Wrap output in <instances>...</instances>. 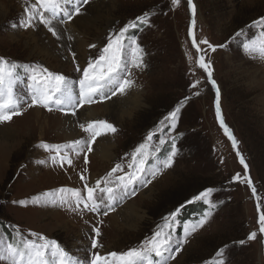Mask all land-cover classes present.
Instances as JSON below:
<instances>
[{
  "label": "rangeland",
  "instance_id": "rangeland-1",
  "mask_svg": "<svg viewBox=\"0 0 264 264\" xmlns=\"http://www.w3.org/2000/svg\"><path fill=\"white\" fill-rule=\"evenodd\" d=\"M98 1L89 0L81 11L87 13ZM29 2L35 0H0V57L18 65H41L70 80H79L82 71H76L79 65L74 57L73 66L62 67L65 58L61 63L48 61L46 55L38 51L40 44L30 41L31 34L42 38V45L47 38L58 40L43 25L37 23L35 30L12 27L21 22ZM104 2L110 3L111 8L96 20L83 38L81 36L87 41L88 52L91 51L88 62L100 56L109 36L149 13L148 25H139L126 34L134 37L143 49L144 67L130 66L129 79L134 81L133 87L123 95L118 93L83 106H94L98 111L92 121H107L117 131L98 136L91 152L73 154V167L61 168L52 164L50 153L39 146L89 139L90 134L80 128L77 119H72L77 132L64 122L66 117L74 116L71 112H49L39 106L28 108L25 105L21 115L0 125V146L6 151L0 149V242H18L17 230L25 238L35 239L29 237L30 233H35L37 237L43 235L55 240L73 258L88 264L94 252L119 254L139 247L164 223V217L211 188L210 200L217 202L218 208L169 264H214L217 251L225 246L227 264H264V235L259 233L258 224L259 215L264 213V59L249 55L243 48L249 41L264 40V24L254 23L264 18V0H192L196 9L194 26L188 0H179L178 5H173L171 0ZM77 3L78 0H63V9L71 12ZM77 16L59 24L71 29L69 25ZM62 18L63 12L58 19ZM53 23L59 25L56 21ZM40 32L46 37H41ZM57 33L60 35L61 31ZM193 37L200 52L193 47ZM202 40H207L216 50L200 43ZM68 55L72 52L68 51ZM200 55L211 65L213 79L220 89L221 115L237 141L236 149L217 119L216 92L208 82L207 73L198 67ZM196 81L199 83L193 88ZM28 83V73L23 68L18 69L16 91L25 99H28ZM197 92L199 95L195 94ZM115 99L124 106L119 119L101 113V105L111 104ZM178 106L179 119L175 130H171L164 117ZM83 107H78L76 113ZM149 133H155L149 142L151 155L145 165L149 176L151 169L167 158L173 137L177 155L172 167L165 169L147 187L139 183L130 185L128 190L131 192L134 188L135 195L116 201H109L105 196L100 201L99 211H85L83 215L69 211L67 206L42 207L32 203L34 198L43 199L44 193H54L60 188L83 190L81 173L90 185H95V181L107 175L116 164H121L123 171L115 173L114 177L128 173L132 153L146 142ZM162 135L165 144L160 145ZM101 138H108L111 147L104 146ZM157 147L159 151H155ZM104 149H108L109 159L100 157ZM237 151L248 166L247 172ZM84 155L88 157L87 164ZM237 174L242 179L250 177L256 196L247 183L235 179ZM19 201H26V206L17 203ZM197 202H202V214L209 210L207 203ZM257 203L261 206L260 212ZM109 204L114 211L108 210ZM105 211L107 215L103 214ZM184 224L173 226L174 240L184 238ZM94 227L101 232L97 238L101 247L97 249L91 248ZM252 232H257V238L247 241ZM5 233L10 239L7 240ZM241 240L246 244L239 245L237 242Z\"/></svg>",
  "mask_w": 264,
  "mask_h": 264
},
{
  "label": "snow or ice",
  "instance_id": "snow-or-ice-1",
  "mask_svg": "<svg viewBox=\"0 0 264 264\" xmlns=\"http://www.w3.org/2000/svg\"><path fill=\"white\" fill-rule=\"evenodd\" d=\"M89 0H78V3L73 6L71 12L63 9V0H35L34 3H28L24 9L25 15L19 24H13V28L33 29L35 30L37 23L43 25L52 36L60 39V35L56 31L54 21L57 23H66L73 18V15L81 14V7L88 4ZM173 5H178L179 0H171ZM188 4L192 9L193 26L195 25V6L192 0H188ZM61 12L63 18L58 19ZM149 13L137 17V21L130 22L121 28L118 34L108 37L107 45L102 49L100 56L95 60H89L88 66L80 69L77 66L76 71H82V77L79 80H70L63 74L53 73L46 67L41 65H18L14 62H9L6 58L0 57V125L10 122L14 116L22 114V109L26 105L28 108L39 106L49 112L53 110L64 111L66 114L71 112L76 114V109L84 105H91L97 102L98 99H109L111 96L123 95L127 90L131 89L134 81L129 79L131 76V67L142 69L143 49L137 44L134 37L126 35L130 29H136L139 25H148ZM254 23L264 24V18ZM189 35H193L190 30ZM237 37L241 33L236 34ZM202 44H208L207 40L200 41ZM95 47V45H91ZM193 47H196L197 52L201 49L196 44L193 37ZM212 51L216 47L208 44ZM223 47V46H221ZM243 48L251 56L264 59V40L259 42L249 41L243 44ZM127 54V55H126ZM74 55V54H73ZM198 67L207 73L208 82L215 89L216 96V116L223 128L225 135L232 142V147L237 148V141L232 135L229 128L224 124L221 108H220V89L213 79L210 63L205 61V57L200 55L197 60ZM23 68L28 73L29 83L28 99L17 94L16 87L18 83V69ZM199 81L193 83L195 88ZM78 86V87H77ZM199 95V92L195 93ZM187 99V98H186ZM180 107L170 112L164 121L168 122L171 130H175L179 119ZM161 121V125H164ZM80 128L89 133L87 140H75L65 145H50L42 143L39 147L50 153L49 159L54 165L64 168L67 165L73 167V154L79 156L82 152H91L92 143L95 142L98 136L112 133L117 129L107 121H92L85 124H80ZM163 132V127L160 129ZM155 133H149L145 143L140 144L132 153V163L128 165L130 171L124 175L115 176L117 172H122L121 164H116L110 172L104 177L97 179L95 185H90L83 173L80 174L81 181H84L83 190L75 188H60L54 193L47 192L43 194V199L34 198L32 203L42 207H65L71 212L83 215L87 212H97L100 208V201L106 196L109 201L122 200L124 197L135 195L133 188L129 192V186L136 183L147 187L158 175L165 169L171 168L174 162V157L177 155L175 137L172 138L170 152L166 159L160 165L151 169L146 168V162L151 153L150 141ZM160 145L165 144L163 135L159 139ZM86 146V148H85ZM155 151H159L157 147ZM237 156L240 153L237 151ZM84 163L87 164L88 157L84 155ZM240 162L244 165L247 172V164L244 158L240 156ZM44 164L46 161H40ZM86 171V169L84 170ZM241 183H247L252 189L253 196H256V189L252 186L250 177L245 176L243 179L237 174L235 177ZM119 189L120 191H117ZM213 189H206L199 195L195 196L192 201H203L208 204V211H205L202 216L189 224H184V238L182 240L173 239V226L177 223L180 208L164 217V223L158 225L150 239H146L142 244L124 253L112 252L108 255H101L94 252L88 264H169L171 260L176 258V255L183 249L184 245L189 242V237L203 228L211 219L213 210L218 208V203L210 200V195ZM98 193L103 195H98ZM259 200V197H256ZM22 206H26V201L17 202ZM260 204L257 203V211L260 212ZM108 210L114 211L112 204H109ZM107 215V211L103 213ZM259 233L264 235V213L259 215L258 219ZM92 231L95 233V238H91V248L97 249L101 247L99 240L101 232L98 227H94ZM18 242H0V262L6 264H82L81 261L73 258L55 240H49L43 235L30 233L29 237L25 238L22 233L17 230ZM257 238V232H252L248 235L247 241H253ZM15 241V238H13ZM239 245H245L246 241L237 242ZM217 259L214 264H227V246L221 248L216 253Z\"/></svg>",
  "mask_w": 264,
  "mask_h": 264
},
{
  "label": "bare ground",
  "instance_id": "bare-ground-1",
  "mask_svg": "<svg viewBox=\"0 0 264 264\" xmlns=\"http://www.w3.org/2000/svg\"><path fill=\"white\" fill-rule=\"evenodd\" d=\"M109 8H111L110 3L107 4L106 2H104V0H99L95 6L91 7L90 10L88 9L89 11L87 13L81 11V14L72 20L71 24L69 25L72 27L71 29L65 26L62 27L59 23V25H55L56 31H61L60 39L55 40L54 38H47L45 39L47 40L46 44L42 45V38L35 36V34H31L33 38H30V41L40 44L41 47L38 48V51L39 53H43L44 55H46L48 61L52 60L60 62L61 59L65 58L66 62L65 60H63L65 63H63L62 67L64 66L70 68V65L73 64L72 57H74L76 60V64L81 66V68H84L88 64V55L89 53H91V51L88 52L86 44L87 41H85V39H81V36L83 38V35L86 33V31L94 26L96 20L104 13L108 12ZM40 34L41 37H46V35L42 32H40ZM68 51L72 52L71 56L68 55ZM116 99L111 104L105 103L101 105V107L103 108V111H101V113L106 112L109 116H111L112 119H119L120 115L123 113L124 106L121 107L120 103L116 101ZM96 115H98V111L96 110V108H94V106L83 107L74 116L66 117L64 119V122L68 123V127H71L73 131L77 132L75 125L76 123L74 122V120L77 119L78 123L86 124L87 122L92 121ZM38 118L39 117H37V119ZM73 118L75 119L72 120ZM0 132H2V129H0ZM102 138L100 139V142L104 141L102 143L104 146L111 147L109 139L107 138L105 140H102ZM0 149H2L3 152H6L5 149L1 146ZM100 157L102 159H109L110 156L108 154V149L102 150L100 153Z\"/></svg>",
  "mask_w": 264,
  "mask_h": 264
},
{
  "label": "trees",
  "instance_id": "trees-1",
  "mask_svg": "<svg viewBox=\"0 0 264 264\" xmlns=\"http://www.w3.org/2000/svg\"><path fill=\"white\" fill-rule=\"evenodd\" d=\"M202 205V202H192V203H185L181 206V212L179 214V218L177 223H192L194 221H197L199 216L202 215V212L200 211ZM1 228V227H0ZM6 235V233H5ZM7 240L10 239L9 235H6Z\"/></svg>",
  "mask_w": 264,
  "mask_h": 264
}]
</instances>
